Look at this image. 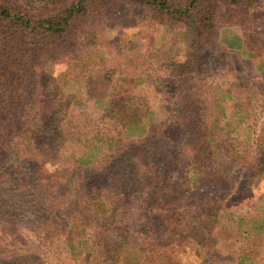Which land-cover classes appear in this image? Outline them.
<instances>
[{"label":"trees","instance_id":"obj_1","mask_svg":"<svg viewBox=\"0 0 264 264\" xmlns=\"http://www.w3.org/2000/svg\"><path fill=\"white\" fill-rule=\"evenodd\" d=\"M114 1H127L141 7L146 12L148 24L153 27L182 25L193 50V59H197L199 49L222 47V26L250 23L255 10L264 2L72 0L49 13H28L0 5V233L8 235L19 231L18 217L12 211L19 200L20 187L14 176L23 164L33 168L39 163L32 157L20 159L14 156L10 153V145L13 140H21L27 147L39 149V141L48 136L56 139L53 156L57 158L50 178L46 177L45 184L33 188L37 206L41 205L42 199L49 202L57 195L59 183L72 171L70 166L89 174L91 170L97 171L94 167L112 158L133 162L142 191L148 192L152 206L160 202L166 212L119 216V198L104 195L97 183H91L83 209H74L79 212L76 215L71 213L74 210L68 212V216L62 218L65 225L61 229L47 228L54 220L51 213L47 217H35L33 223L36 232L42 234L38 239L45 246V256L53 254L49 247L54 242H64L65 249L73 256L76 248H84L86 264H135L137 261V264H191L183 259L184 256L193 257L192 262L196 264H213L214 257L210 255L215 254L214 226L252 199L241 196L237 203H229L228 194L234 190V178L231 171L222 170L220 165L227 154V159L243 166L246 179H260L264 174L263 135L258 140L257 156L249 163L252 153L244 148L251 147V141L242 138V133L236 132L228 122L221 124L194 97L187 96L194 78L189 69L184 79L187 86L180 92V96L183 93L186 96L174 102L170 110L176 116L172 126H168L167 121L158 122L148 114L136 117L133 103L127 100V94L131 92L127 91L129 87H114L110 97L92 101L93 109L87 115L82 114L76 121L72 119L74 116L71 117L69 133L65 137V131L60 130L65 119L59 121L52 117L54 114L49 109H44L45 115L41 111L38 114L43 102H33L36 95L27 91L28 83L38 73L41 57L68 58L71 54L68 38L75 31L79 32L92 13ZM228 47L244 50L245 46L240 40L239 43H228ZM47 100L46 106L54 105L52 97ZM167 127L172 131L164 133L163 129L167 130ZM64 141L73 142L71 150H66L69 152L66 157L62 150ZM170 142L184 150L188 168L184 182L175 171L169 170L165 160H161L163 148ZM41 157H44L42 153ZM107 171L106 167L102 180L106 179ZM248 185L249 182L245 188L250 190ZM162 219L167 224L172 222L170 233H161L163 227L156 225ZM91 225L97 228L96 231H90ZM190 237L195 238L194 243L201 249L193 248L188 252L182 247V240ZM127 258L130 261L127 262ZM237 264L264 263L243 254Z\"/></svg>","mask_w":264,"mask_h":264},{"label":"rangeland","instance_id":"obj_2","mask_svg":"<svg viewBox=\"0 0 264 264\" xmlns=\"http://www.w3.org/2000/svg\"><path fill=\"white\" fill-rule=\"evenodd\" d=\"M66 1L72 0H0V5L28 13H49ZM222 27V47L199 49L197 59H193V50L182 25L153 27L148 24L146 12L141 7L127 1H114L92 13L79 32L75 31L68 38L71 50L68 58L41 57L38 73L28 83L27 91L36 95L33 102H43L38 114L41 111L45 115L44 109H49L54 114L52 117L59 121L65 119L60 126L65 137L71 117L76 121L82 114L87 115L93 109L92 101L110 97L114 87H129L127 91L131 92L127 100L133 103L136 117L148 114L172 126L176 116L170 110L174 102L186 96L185 93L180 96V92L187 86L184 79L189 69L194 78L187 96L194 97L221 124L228 122L236 132L242 133V138L251 141V147L244 148L252 153L251 163L258 153V140L264 136V2L255 10L250 23ZM240 40L244 50L228 47V43ZM51 97L54 105L46 106ZM167 130L163 129L164 133L172 131L169 127ZM55 140L45 136L39 141L40 150L36 146L27 147L21 140H13L10 145V153L14 156L32 157L40 164L36 162L38 165L33 168L23 164L14 176V181L20 185L19 200L12 210L18 217L19 231L8 235L0 233V264H86L84 248H76L73 256L65 249L64 242H54L49 247L53 254L45 256V246L38 239L42 234L36 232L33 222L38 215L47 217L51 213L54 220L47 228L61 229L65 225L62 218L68 216V212L77 207L83 209L91 183H97L104 195L119 198V216L166 212L160 202L152 206L148 192L142 191L134 163L112 158L94 167L97 171L91 170L94 173L89 174L70 166L72 171L59 183L57 195L49 202L42 199L37 206L33 188L45 184L46 177L49 179L52 174L57 158L53 156ZM72 143L64 141L65 157ZM163 149L161 160H165L169 170L175 171L184 182L188 169L184 150L171 142ZM227 158L228 155H224L220 166L222 170L231 171L234 178V190L228 194L229 203H237L241 196L252 199L216 223L212 241L215 254L211 253L210 257L215 259L213 264H237L239 257L247 254L264 263V227H261L264 225V174L260 179H246L243 166ZM150 163L152 165L153 161ZM106 167V179L102 180ZM247 182L250 190L245 188ZM241 192L244 194L240 195ZM156 225L163 227L161 233H170L173 228L171 221L167 224L163 219ZM91 227L90 231H96L95 226ZM194 241V237L180 240L188 252L193 248L201 249ZM183 259L196 264L192 262L193 257L184 256Z\"/></svg>","mask_w":264,"mask_h":264}]
</instances>
